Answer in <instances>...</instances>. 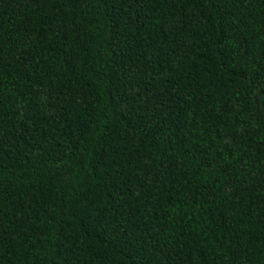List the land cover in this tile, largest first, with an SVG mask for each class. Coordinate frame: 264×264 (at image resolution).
Wrapping results in <instances>:
<instances>
[{
	"label": "trees",
	"instance_id": "trees-1",
	"mask_svg": "<svg viewBox=\"0 0 264 264\" xmlns=\"http://www.w3.org/2000/svg\"><path fill=\"white\" fill-rule=\"evenodd\" d=\"M0 264H264V0H0Z\"/></svg>",
	"mask_w": 264,
	"mask_h": 264
}]
</instances>
